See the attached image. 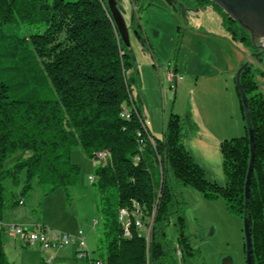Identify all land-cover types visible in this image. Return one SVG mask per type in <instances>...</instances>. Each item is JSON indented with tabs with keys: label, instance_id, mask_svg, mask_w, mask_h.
I'll list each match as a JSON object with an SVG mask.
<instances>
[{
	"label": "trees",
	"instance_id": "obj_1",
	"mask_svg": "<svg viewBox=\"0 0 264 264\" xmlns=\"http://www.w3.org/2000/svg\"><path fill=\"white\" fill-rule=\"evenodd\" d=\"M200 1L215 6L225 29L250 47L262 66L244 64L239 78L255 142L247 202L250 137L238 88L245 135L222 141L226 184L219 186L208 181L188 152L186 123L178 115H169L162 138L149 133L127 76L135 64L105 0H0V264H11L2 241L6 213L24 205L36 187L49 195L77 186L81 168L72 161L77 147L96 163L92 183L103 215L101 253L83 264H202L180 198L185 188L208 201L222 198L230 214L248 219L251 262L264 264V92L259 83L264 50L218 5ZM99 152L110 156L101 162ZM11 157L15 160L7 165ZM152 162L159 166L158 182ZM120 210L130 214L128 235ZM139 218L144 224L150 220L145 224L149 238L136 225ZM171 224L176 241L168 233Z\"/></svg>",
	"mask_w": 264,
	"mask_h": 264
},
{
	"label": "rangeland",
	"instance_id": "obj_2",
	"mask_svg": "<svg viewBox=\"0 0 264 264\" xmlns=\"http://www.w3.org/2000/svg\"><path fill=\"white\" fill-rule=\"evenodd\" d=\"M119 1H121V5L126 11V20H134V25L140 31L138 32L141 38L140 43L145 50L142 52V55L137 50L135 44L131 52L132 61L139 64L144 58L149 61L153 60L152 64L150 63V68L156 70V73L154 72L151 78L148 77L147 87L141 92H138L140 79L135 75L134 70L128 72L127 75L131 85L132 99L140 109L143 107L140 101L142 99L144 107L148 111V119L144 121L148 127L158 132L164 128L165 122L172 112L178 115L187 123L188 136L186 138V148L188 152L203 169L209 182L224 186L226 184V177L220 145L224 140L241 137L239 136L240 131H238V129L240 130V121L237 122L234 106L229 96L226 94L217 95L215 92L212 93L210 100L206 102H199L196 98L193 99L191 93L192 87L190 85L192 83L196 84L198 78L195 75L193 79H190L185 70L183 76L184 80L188 81L189 86L186 88L180 86L177 89V81H174L172 85H168L165 79L168 75V71L166 70L168 66L167 56L174 45L176 46L173 48L176 50L175 58L180 55L182 41L179 45L178 36H183V31L188 27L187 20L192 25H195L196 20H200L202 17V20H221L223 28L221 27L220 31H218L213 27L211 28L212 33L209 32V34L195 37L191 48L183 46L181 56L186 58V66L188 64L191 69L194 68L196 74L199 73L198 75H200L201 73L203 75L202 73L204 71L207 73L210 70L209 67L212 66L215 72H223V77H216L213 84L221 82L220 80L224 84L225 79L231 82L232 73L236 74L248 62V59L250 63L259 68H262L261 62L255 56L248 57V51L251 55L253 54L252 49L244 42L233 39L232 34L224 27L222 14L215 7L218 14L216 18L212 14L202 16V13H198L196 17L191 12H185L186 9L190 8L185 3L187 0L183 3L182 13L179 12L178 14L171 12L170 4L164 3L163 5L158 0H148L146 2H143L145 0H134V3L132 0ZM139 20H142L143 26L148 30L149 38H154L156 43L160 44L161 58L156 57V60L152 58L153 50L151 51L148 45L150 42L146 40L147 38L145 39L146 36L139 27ZM176 20L179 21L176 22ZM160 35L162 36L161 41ZM254 40L259 49L261 51L264 50V39L256 38ZM159 42H162L163 46ZM177 50H179L178 55ZM175 58L171 61V64L173 63L172 70L175 69ZM136 69L138 70V68ZM157 72H159L160 78ZM201 75L199 80L202 77ZM151 83L154 85L150 86ZM259 83L262 90H264V79L259 78ZM170 86H172L171 89H169ZM191 124L196 127L194 134ZM160 135L155 136L158 138ZM14 160L15 158L11 157L7 165H11ZM72 161L81 168L80 183L77 186L71 188L68 193L63 188H57L49 195H44L36 187L26 197V204L20 206L17 210L25 215L28 214V217L32 220L39 221L45 227L56 231L70 232L73 229H76V231L82 230L90 251L93 252L92 255L98 258L101 253L97 250L98 237L102 231L103 215L100 211L101 196L98 186L96 182L92 183L90 181L91 176L95 177L94 170L96 163L87 158L78 147L72 151ZM151 171L154 174L155 181L158 182L159 166L152 162ZM186 189L199 194L203 198L204 204L195 208V199L187 195L186 191H184ZM182 190L189 205L187 209H190V207L195 209L193 212L194 219L203 228H206L205 230L211 226H215L216 228V236L212 240L207 237L205 238L202 234H191L194 248L200 251L201 256L199 261L209 264L211 258L215 261L219 252H230L232 255L238 253L240 251V240L241 242L244 241L243 220L228 212L222 198L208 201L199 192L191 188ZM13 212H7L5 220L10 222L16 221L17 218ZM95 221H97V224H94ZM149 221V219H146L144 222L148 224ZM123 223V226L127 228V221ZM145 224L143 223V226L141 224L140 230L149 238L147 236L148 227ZM168 233L174 241L177 240V231L174 224L168 227ZM240 236L242 239H240ZM238 240L239 243L237 244ZM23 249L29 250L30 247L26 246ZM10 261L12 264H23V258L21 260L16 259L12 254H10ZM180 264L182 263L180 262Z\"/></svg>",
	"mask_w": 264,
	"mask_h": 264
},
{
	"label": "crops",
	"instance_id": "obj_3",
	"mask_svg": "<svg viewBox=\"0 0 264 264\" xmlns=\"http://www.w3.org/2000/svg\"><path fill=\"white\" fill-rule=\"evenodd\" d=\"M146 1H148V0H145L143 2H146ZM158 1L163 3V5H164V3H168L167 0H158ZM184 1L185 0H180V1H178V4H175L181 9V11H180L181 13H182V7L179 6V4H181L183 6ZM119 2H120V4H122L121 1H119ZM132 2L134 3V0H132ZM185 3H186V5L188 4L190 6V8L186 9L185 12H191V13H193V15L195 14L196 17L198 16V13H202V16L206 15V14H212V16L214 18H216L218 15L217 11L214 8L215 6H213L210 3L201 2L200 0H187V2L185 1ZM122 8H123V15H124L125 20H126V11H125L123 6H122ZM170 9H171L172 13L173 12H175L177 14L179 13L171 5H170ZM178 21L179 20H176V22H178ZM139 22H140L139 27L144 32V34L146 36L145 39L147 38L146 40H149L150 43L148 45H149L151 51L153 50L152 58L153 59H155L156 57L161 58V54H160L161 53V49H160L161 46H160V44H157L156 40L154 38H151L152 40L149 38L148 30L143 26L142 20H139ZM126 24H127L129 31H130L131 46L133 47L136 44L137 50L139 52H141V54H142V52L145 50L140 43L141 38H140L139 33H138L140 31L134 25V20H126ZM194 24L195 25H192V23L187 20L188 27L183 31V36H182V49H183V46H186L187 48H191V45L193 43V39L195 37H200L199 35H202V34H207V33L209 34V32L212 33L211 28L214 27L216 30L220 31V29L222 27L221 26V20H202V17L200 20H196V23H194ZM154 26H156V25H154ZM156 27H158V26H156ZM192 28H193V31H192ZM177 33H178V30H177ZM133 38H134V40H133ZM161 38H162V36L160 35V41H161ZM159 43H161L163 46L162 42H159ZM174 46L172 47L170 54H168V56H167V58H168L167 62H168L169 68H167L166 70L168 72L171 71L173 73H176L179 76H182V80H179L176 82V88L178 89L180 86L183 88H186L187 86H189L188 81L184 80L183 72L185 70L186 73L188 74L187 76H189L190 79H193L195 75L198 78L196 84L192 83L190 85V87H192L191 93H192L193 99L196 98L199 102L209 101L213 92H215V94H217V95L218 94H220V95L226 94L227 96H229L230 100L232 102V105L234 106V112H235V115L237 116V122L240 121V130L238 129V131H240L239 136H242V133L245 135V125H244V122L242 119L243 117L241 114L242 112L240 110V102H239L238 94H237V84H236V74L237 73L236 74L232 73L233 76H232L231 82L228 79H225L224 84H222V80H220L221 82H217V84L214 85L213 84L215 82L214 79H216V77H223V72L222 71L215 72V69L211 66V67H209L210 70L207 73H205V71H204V73H202L203 75H201V73H200V75L202 77L199 80V78H200V75H198L199 73L196 74V70H194V68L191 69L188 64L186 66V58L181 56L182 49L180 51V55L175 58L176 50L173 48H175L176 46L175 47ZM251 56H253V54L251 55L248 51V57H251ZM174 58L176 59L175 66H174L175 69L172 70V64L173 63L171 64V61ZM152 62H153V60L149 61L146 58H144L143 60H141V62L139 64L134 63L135 66L132 68V70H134L135 75L138 77V79H140V82H139L140 88L138 89V92L143 91L145 89V87H147L148 77L151 78L153 73L154 72L156 73L155 69L150 68L151 67L150 63L152 64ZM248 62H250L249 59H248ZM136 68H138V70ZM157 74H158V77L160 78L159 72H157ZM163 75L165 76V74H163ZM165 79H166V83L168 85H172L174 83V81H176L174 79L172 82H169L167 78H165ZM153 85L154 84L151 83L150 86H153ZM155 87H156V85H155ZM234 87H235V89H234ZM171 88H172V86H170L169 89H171ZM261 90H262V87H261ZM262 91L264 92V90H262ZM170 95H172V94H170ZM140 101H141V104L143 106L142 109L139 108L140 114H141L143 120L148 119V116H149L148 111L144 107L142 99H140ZM191 126H192V132L194 134V131L196 132V127L193 124H191ZM148 129H149V133L153 137H156L155 135L161 134L160 137H158V138H162L164 128L160 129L158 132L151 127H148ZM184 191H186L188 196L193 197L195 199V203H196L195 208L199 207L200 205L202 206L204 204L203 198L199 194L195 193L192 190L186 189ZM180 194H181L180 198L186 202V205L188 208L189 205L186 201L183 190L180 191ZM25 204H26V201H25ZM194 211H195V209L191 208V207H190V209H187V211H186V218L188 221L189 233L192 235L202 234L205 238L207 237L208 239H211V240L214 239V237L216 236L215 226H211L207 230H205L206 228H203V226H201L198 223V221L196 219H194L195 218V216L193 214ZM13 214L17 218L16 221L10 222L8 220H5L2 223V241L4 243V249H5V252H6V255H7L9 261H10V254H12V256L16 259L21 260L23 258V264H38L41 261L49 262V264H83L82 262L78 261L75 258V249L71 246L62 247V248L57 249V250H43L39 244L23 243L22 240L13 236V234L11 233V231L9 229V226L11 224L18 225V224H28V223L39 222L36 220H32L30 217H28L29 216L28 214L25 215V214L19 212L17 209L14 210ZM94 224H97V221H95ZM238 227H239V225H238ZM78 231H80V230L76 231V229H73L70 232L68 231V233H77ZM240 233H241V231H240ZM240 239H242L241 236H240ZM244 241H245V236H244ZM244 241L241 242V240H240V251L238 253L232 255L230 252H226V253H225V251L219 252V253H217V258L215 259V261H213V259L211 258V261L209 264H245L246 257H245V253H244V244H245ZM238 243H239V240L237 241V244ZM192 245H193V242H192ZM26 246L30 247V249L24 250L23 247H26ZM193 247H194V245H193ZM88 250H89L90 257L95 258L92 255L93 252L90 251L89 246H88ZM202 262L204 263V261H202ZM202 262H200V263H202ZM10 263L12 264L11 261H10ZM206 264H208V263H206Z\"/></svg>",
	"mask_w": 264,
	"mask_h": 264
},
{
	"label": "water",
	"instance_id": "obj_4",
	"mask_svg": "<svg viewBox=\"0 0 264 264\" xmlns=\"http://www.w3.org/2000/svg\"><path fill=\"white\" fill-rule=\"evenodd\" d=\"M115 24V27L120 35L122 43L125 45L127 51L131 55L132 46L130 43V31L126 24L125 17L123 15L122 5L118 0H105ZM174 4H178L177 0H172ZM216 5H218L230 18L237 21L243 28L250 32L253 41L256 38L264 39V0H210ZM179 6L182 7L181 4ZM262 61V60H261ZM246 62L244 67L247 65ZM243 68H240L236 74V84L237 88L241 94L242 102L245 106V118L246 125L248 128V133L250 137V163L248 168V173L245 183V198L246 202L249 199V191L251 178L254 171V161H255V142L254 134L252 130L249 108L247 104V97L244 93L243 88L239 84L240 73ZM243 230L246 243V263L252 264L251 262V238L249 231V221L248 219L243 220Z\"/></svg>",
	"mask_w": 264,
	"mask_h": 264
},
{
	"label": "built area",
	"instance_id": "obj_5",
	"mask_svg": "<svg viewBox=\"0 0 264 264\" xmlns=\"http://www.w3.org/2000/svg\"><path fill=\"white\" fill-rule=\"evenodd\" d=\"M167 68L169 67L167 66ZM167 79L169 82H172L174 79L179 81L182 80V76L169 71ZM128 111H125L126 116H129ZM103 156H110V154L108 152H99L96 155L97 159L101 162H103ZM94 180L95 178L91 176L90 181L94 182ZM129 216L130 214L127 212V235L129 234L128 228L130 226ZM9 229L13 236L22 240L23 243L39 244L43 250H57L62 247L71 246L75 249V258L78 261H82L85 258L90 257L88 245L82 230L77 233L61 232L47 228L39 222L18 225L11 224ZM149 233L150 228H148L147 236H149ZM47 263L49 264V262ZM98 264H101V262H98Z\"/></svg>",
	"mask_w": 264,
	"mask_h": 264
},
{
	"label": "bare ground",
	"instance_id": "obj_6",
	"mask_svg": "<svg viewBox=\"0 0 264 264\" xmlns=\"http://www.w3.org/2000/svg\"><path fill=\"white\" fill-rule=\"evenodd\" d=\"M150 141L153 143L152 138H150ZM106 156H103V159H105ZM119 218L122 222H126L127 221V211L126 210H120L119 212ZM136 225L140 228L141 227V223L139 221L136 222Z\"/></svg>",
	"mask_w": 264,
	"mask_h": 264
}]
</instances>
